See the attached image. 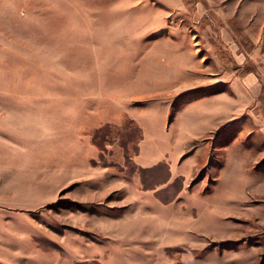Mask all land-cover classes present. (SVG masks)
<instances>
[{
  "label": "rangeland",
  "instance_id": "1",
  "mask_svg": "<svg viewBox=\"0 0 264 264\" xmlns=\"http://www.w3.org/2000/svg\"><path fill=\"white\" fill-rule=\"evenodd\" d=\"M0 264H264V0H0Z\"/></svg>",
  "mask_w": 264,
  "mask_h": 264
},
{
  "label": "crops",
  "instance_id": "2",
  "mask_svg": "<svg viewBox=\"0 0 264 264\" xmlns=\"http://www.w3.org/2000/svg\"><path fill=\"white\" fill-rule=\"evenodd\" d=\"M216 101H217V98L214 99V102L211 101L208 107H202L200 109L199 114L194 115L196 117L195 118L196 120L193 117L191 118L194 120L196 125H195L193 130L187 131L188 137H187L186 143H184V144L193 142L195 140L194 139L195 137L193 136L195 133L201 132V133L205 134L208 131H212L215 128H217L218 126L222 125V123H221V117H222L221 112L222 111H221L220 106H218V108L216 107V105H217ZM212 103H214V105ZM192 111H194V110H190V112H192ZM165 129L166 128H164V129L161 128L160 133L152 134L150 136V139H148V136L146 135V133H144V137H143L142 142L140 143V149L138 150L139 153H138V156L136 157V159H137L138 164L142 168H152L154 166H157L159 163L166 161V165H168L169 178L174 180L180 176L182 177L185 174L184 171L188 167L187 164L189 162H187V164H182V165L178 162H175L176 155H178L179 151L181 149H183V146H182L183 143L181 145L179 144L178 146L173 147V143L171 141L172 136L170 135V133L167 134V132L164 131ZM196 129H198L197 130L198 132H196ZM190 136H192V137H190ZM192 155H194V153H191L190 157ZM166 157H168V158H166ZM167 161H169V162L167 163ZM177 200H179V199H177ZM155 201L159 207L161 206L164 208L169 207L171 205H174L176 203V201L174 202V200H171L172 202L169 201V202L164 203V202L159 201L157 198L155 199ZM156 215H159L158 210L156 212ZM157 217L161 218L160 220H163L162 217H160V216H157ZM113 226H114V223H113ZM119 234H121V233H119ZM117 236H118L117 240H123V239H121L122 236H120V235H117ZM179 244H181V243L177 242L176 245L173 244V245H170L169 247L160 245V247H158V249H157V252L159 253L160 251L161 252L164 251V253H166L165 250L167 248L171 249L172 247L174 248L175 246H177ZM121 247H123V245ZM177 247H179V246H177ZM156 248L157 247H155V249Z\"/></svg>",
  "mask_w": 264,
  "mask_h": 264
},
{
  "label": "trees",
  "instance_id": "3",
  "mask_svg": "<svg viewBox=\"0 0 264 264\" xmlns=\"http://www.w3.org/2000/svg\"><path fill=\"white\" fill-rule=\"evenodd\" d=\"M174 197H175V196H174ZM174 197H171V198H169V199H167V200H164V201H162V202H164V203L169 202V201L173 200Z\"/></svg>",
  "mask_w": 264,
  "mask_h": 264
}]
</instances>
